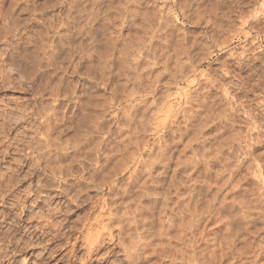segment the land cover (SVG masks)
<instances>
[{
  "label": "clouds",
  "instance_id": "9594fccd",
  "mask_svg": "<svg viewBox=\"0 0 264 264\" xmlns=\"http://www.w3.org/2000/svg\"><path fill=\"white\" fill-rule=\"evenodd\" d=\"M0 264H264V0H0Z\"/></svg>",
  "mask_w": 264,
  "mask_h": 264
}]
</instances>
